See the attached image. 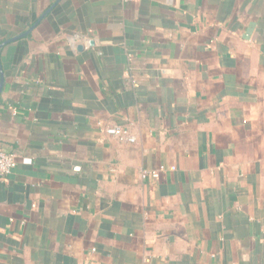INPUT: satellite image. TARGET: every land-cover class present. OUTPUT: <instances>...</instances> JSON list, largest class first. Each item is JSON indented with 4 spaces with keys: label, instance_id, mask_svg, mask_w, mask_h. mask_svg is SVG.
Listing matches in <instances>:
<instances>
[{
    "label": "crops",
    "instance_id": "0c3cea01",
    "mask_svg": "<svg viewBox=\"0 0 264 264\" xmlns=\"http://www.w3.org/2000/svg\"><path fill=\"white\" fill-rule=\"evenodd\" d=\"M0 67V264H264V0H0Z\"/></svg>",
    "mask_w": 264,
    "mask_h": 264
},
{
    "label": "built area",
    "instance_id": "2783aa9c",
    "mask_svg": "<svg viewBox=\"0 0 264 264\" xmlns=\"http://www.w3.org/2000/svg\"><path fill=\"white\" fill-rule=\"evenodd\" d=\"M123 2H132L134 0H122ZM106 133L110 136L116 137L122 141L134 142V137L128 132V130L119 125L109 126L105 129ZM16 166V160L13 153L0 149V177H6L9 175ZM173 169V167H170ZM159 170L141 171V177L147 176L157 177Z\"/></svg>",
    "mask_w": 264,
    "mask_h": 264
},
{
    "label": "water",
    "instance_id": "95a60500",
    "mask_svg": "<svg viewBox=\"0 0 264 264\" xmlns=\"http://www.w3.org/2000/svg\"><path fill=\"white\" fill-rule=\"evenodd\" d=\"M26 33H27V32H25L24 34H26ZM24 34H23V35H24ZM23 35H19V36H16V37L12 38V39H8V40L4 41L2 44H6V43H8V42H10V41H13V40H15V39H17V38L23 36ZM79 48H80V47H79ZM3 81H4V80H3V72H2L1 67H0V90L2 89Z\"/></svg>",
    "mask_w": 264,
    "mask_h": 264
}]
</instances>
